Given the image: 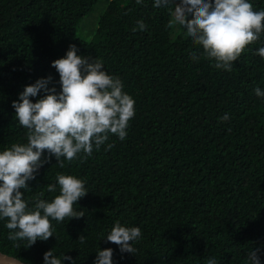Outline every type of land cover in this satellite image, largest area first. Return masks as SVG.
Returning <instances> with one entry per match:
<instances>
[{"label":"trees","instance_id":"obj_1","mask_svg":"<svg viewBox=\"0 0 264 264\" xmlns=\"http://www.w3.org/2000/svg\"><path fill=\"white\" fill-rule=\"evenodd\" d=\"M99 1L0 0V152L27 143L12 102L48 76L59 92L51 64L70 44L89 62H102L135 101L124 140L110 135L86 160L64 168L52 157L21 190L29 207L41 192L51 202L59 195L56 176L73 175L88 191L73 205L84 217L51 221L54 236L30 248L9 240L7 220L0 219V253L25 264H44L52 249L71 257L62 264H94L106 248L113 264H207L213 257L217 264H250L248 254L259 249L264 264V98L254 92L264 91V59L256 54L264 34L227 71L202 49L192 59L197 46L180 25L169 27L173 17L154 0H106L88 41L79 25ZM248 2L264 10V0ZM140 20L147 29L133 32ZM225 113L229 119L221 122ZM48 184H56L55 193L45 190ZM117 221L141 230L133 254L106 241Z\"/></svg>","mask_w":264,"mask_h":264},{"label":"clouds","instance_id":"obj_2","mask_svg":"<svg viewBox=\"0 0 264 264\" xmlns=\"http://www.w3.org/2000/svg\"><path fill=\"white\" fill-rule=\"evenodd\" d=\"M142 4L143 0H136ZM154 8H166L173 24L186 30L187 37L197 46L192 59L214 61L217 69L232 70L233 62L264 34V10L254 11L248 0H154ZM143 20L137 21L133 32L145 31ZM77 47L70 44L65 57L56 59L51 66L59 73L60 91L57 92L51 76L40 78L25 86L17 101L12 102L15 119L27 129V143H13L0 152V219H6L11 241H27L26 248L37 240L47 241L55 231L51 221L62 223L65 218L80 219L83 211L73 205L85 197V182L73 175L58 174L59 195L51 202L41 192L33 197L32 207L24 199L28 182L52 157L60 168L65 162L86 160L94 150L108 141L110 135L124 140L129 121L134 117V99L123 91L122 81L106 73L102 62L77 55ZM264 59V47L257 52ZM52 84V87L49 85ZM257 97L264 98V91L254 89ZM43 93L42 96L40 94ZM34 103L31 98L38 97ZM229 115L220 117L227 121ZM113 144H108L111 149ZM106 149V150H107ZM45 150L48 155L45 156ZM47 192L55 193L56 184H48ZM141 237L139 227L122 226L117 221L106 241L119 247L120 252L133 254V243ZM104 239V238H103ZM83 245L86 237L78 239ZM19 246L18 244L16 245ZM259 249L250 251V264H261ZM113 250H98L94 264H113ZM44 264H62L53 249L44 253ZM207 264H217L210 258Z\"/></svg>","mask_w":264,"mask_h":264},{"label":"rangeland","instance_id":"obj_3","mask_svg":"<svg viewBox=\"0 0 264 264\" xmlns=\"http://www.w3.org/2000/svg\"><path fill=\"white\" fill-rule=\"evenodd\" d=\"M105 4L106 0H100L94 10L79 25L78 34L88 41L92 40L97 33L98 19L105 12Z\"/></svg>","mask_w":264,"mask_h":264},{"label":"water","instance_id":"obj_4","mask_svg":"<svg viewBox=\"0 0 264 264\" xmlns=\"http://www.w3.org/2000/svg\"><path fill=\"white\" fill-rule=\"evenodd\" d=\"M0 264H25V263L12 256H8L0 253Z\"/></svg>","mask_w":264,"mask_h":264}]
</instances>
